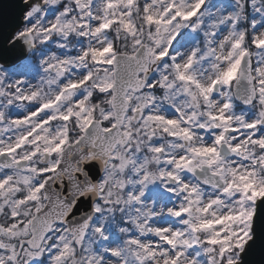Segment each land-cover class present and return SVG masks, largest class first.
Segmentation results:
<instances>
[{
	"label": "snow or ice",
	"instance_id": "6c2138e0",
	"mask_svg": "<svg viewBox=\"0 0 264 264\" xmlns=\"http://www.w3.org/2000/svg\"><path fill=\"white\" fill-rule=\"evenodd\" d=\"M256 246L264 0H13L0 264H246Z\"/></svg>",
	"mask_w": 264,
	"mask_h": 264
},
{
	"label": "water",
	"instance_id": "95a60500",
	"mask_svg": "<svg viewBox=\"0 0 264 264\" xmlns=\"http://www.w3.org/2000/svg\"><path fill=\"white\" fill-rule=\"evenodd\" d=\"M13 12V0H0V16L7 18ZM246 264H264V252L256 246L246 257Z\"/></svg>",
	"mask_w": 264,
	"mask_h": 264
}]
</instances>
